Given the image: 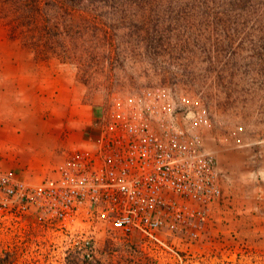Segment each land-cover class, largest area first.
Returning <instances> with one entry per match:
<instances>
[{
    "label": "rangeland",
    "instance_id": "374dc122",
    "mask_svg": "<svg viewBox=\"0 0 264 264\" xmlns=\"http://www.w3.org/2000/svg\"><path fill=\"white\" fill-rule=\"evenodd\" d=\"M156 85L202 114L219 170L198 237L142 247L101 223L88 258L76 235L0 223V264H264V0H0L2 170L40 182L60 166L48 142L61 156L73 127L92 135L116 97Z\"/></svg>",
    "mask_w": 264,
    "mask_h": 264
},
{
    "label": "built area",
    "instance_id": "2783aa9c",
    "mask_svg": "<svg viewBox=\"0 0 264 264\" xmlns=\"http://www.w3.org/2000/svg\"><path fill=\"white\" fill-rule=\"evenodd\" d=\"M202 118L161 85L116 97L52 175L33 184L0 168V223L76 235L88 258L101 223L138 233L142 247H171L162 232L198 237L222 196Z\"/></svg>",
    "mask_w": 264,
    "mask_h": 264
},
{
    "label": "crops",
    "instance_id": "0c3cea01",
    "mask_svg": "<svg viewBox=\"0 0 264 264\" xmlns=\"http://www.w3.org/2000/svg\"><path fill=\"white\" fill-rule=\"evenodd\" d=\"M66 138L69 140V142L75 148L77 146L81 147L85 143H87L89 141V139H90V135L87 134V132H83V130L80 127L75 126V127H73L71 129L70 133L67 134ZM50 142H48V144H47L48 146H50L48 148L47 152H45L47 147L43 148V150H44V152H43L44 154L43 155H45V156L47 155L46 156V158H47L46 160L48 161V165H53V164H56V163H60L61 164L63 162V160H64V155H63V150L64 149L63 148L61 149V156H59L60 154L58 155V153H57L55 156L51 157L52 149H54V148L57 149L58 146L61 144V137L57 136L56 138H54L53 145ZM74 148H69V149L71 150V149H74Z\"/></svg>",
    "mask_w": 264,
    "mask_h": 264
}]
</instances>
